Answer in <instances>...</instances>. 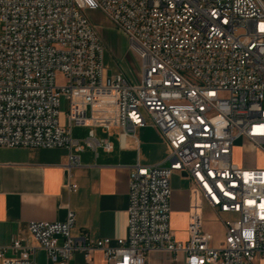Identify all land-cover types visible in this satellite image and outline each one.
I'll return each instance as SVG.
<instances>
[{"label": "built area", "instance_id": "obj_1", "mask_svg": "<svg viewBox=\"0 0 264 264\" xmlns=\"http://www.w3.org/2000/svg\"><path fill=\"white\" fill-rule=\"evenodd\" d=\"M91 12L128 38L138 82L124 73L107 80ZM0 25V147L66 149L70 171L86 147L113 151L95 128H119L123 145L151 121L168 148L163 164L130 170L128 234L116 247L73 237L69 211L64 223H29L36 245H0L1 264H37L40 250L52 264H70L76 253L92 263L96 252L107 264H146L152 253L182 254L186 264L264 259V168L234 160L237 140L243 153L264 156V0H0ZM75 127L90 128L84 144L73 140ZM174 174L193 183L185 243L170 223ZM201 202L237 216L224 223L218 248Z\"/></svg>", "mask_w": 264, "mask_h": 264}, {"label": "crops", "instance_id": "obj_2", "mask_svg": "<svg viewBox=\"0 0 264 264\" xmlns=\"http://www.w3.org/2000/svg\"><path fill=\"white\" fill-rule=\"evenodd\" d=\"M93 14L97 13H91L89 18L99 27L91 19ZM101 40L104 42L103 37ZM128 54L137 60L130 51ZM115 61L118 73L111 75L105 71V75L111 78L124 73L129 79L127 55L123 54ZM66 110L67 103L63 102L62 124H66ZM89 132L90 128L75 127L72 130L73 140L84 144ZM94 132L98 139L111 142L113 151L86 147L79 153V166L70 171L66 169V149L0 147V245L9 246L17 238L36 245L28 232L29 223H64L69 211L76 214V223L71 229V235L75 238L87 235L91 239H110L111 246L116 247L118 239L127 237L130 170L137 163L144 166L163 164L168 148L151 121H148V126L137 129L136 140L127 139L123 145L119 128H112L108 132L95 128ZM235 154L236 149L234 160L238 165L260 168L257 164L260 153L247 149L243 153L247 156L244 161L237 160ZM74 185L77 188L71 190L69 186ZM171 188V229L175 240L185 243L189 240L188 226L195 203L193 183L186 175L174 174ZM201 203L203 216L206 203ZM206 233L212 237V245L216 247L213 236ZM37 264L52 263L48 261L46 253L40 250ZM70 264L107 263L103 254L96 252L92 256V263H88L83 254L76 253ZM146 264L186 263L182 254L175 259L168 254L152 253ZM256 264H264V259Z\"/></svg>", "mask_w": 264, "mask_h": 264}, {"label": "rangeland", "instance_id": "obj_3", "mask_svg": "<svg viewBox=\"0 0 264 264\" xmlns=\"http://www.w3.org/2000/svg\"><path fill=\"white\" fill-rule=\"evenodd\" d=\"M97 13V12H91ZM89 13V15L91 14ZM93 22L99 25L97 30L99 32L100 39L103 37L104 42L102 41L105 48V71L109 72L111 75L118 73V65L115 61V58H120L123 54H126L129 61V80L133 82H138L140 79V63L138 60L133 58L129 53V40L128 38L122 34L121 32L115 30L111 23L103 16L97 14H93L91 16ZM2 34V26L0 25V35ZM107 80L109 77L106 75ZM57 84H63V79L61 77L57 78ZM242 144V140H237L234 143L236 148V159L244 161L247 159L242 152V149L239 147ZM257 164L260 168H264V156L259 155L257 157ZM204 207L203 212V228L206 232L210 233L216 245V248L223 242L226 236V232L224 230V222L226 221H235L237 219L236 215H217L213 209H211L207 204Z\"/></svg>", "mask_w": 264, "mask_h": 264}]
</instances>
